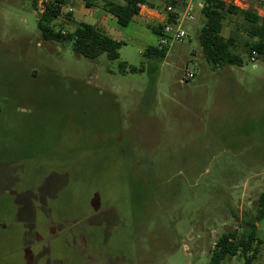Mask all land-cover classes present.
Returning a JSON list of instances; mask_svg holds the SVG:
<instances>
[{
	"label": "rangeland",
	"instance_id": "374dc122",
	"mask_svg": "<svg viewBox=\"0 0 264 264\" xmlns=\"http://www.w3.org/2000/svg\"><path fill=\"white\" fill-rule=\"evenodd\" d=\"M187 1L189 36L160 60L145 54L158 36L142 20L102 28L122 41L118 58H88L43 37V0H0V264H210L221 234L254 217L264 56L230 14L223 35L243 62L214 70L204 0ZM226 1L264 17V0ZM85 7L70 0L55 26H98Z\"/></svg>",
	"mask_w": 264,
	"mask_h": 264
},
{
	"label": "trees",
	"instance_id": "16d2710c",
	"mask_svg": "<svg viewBox=\"0 0 264 264\" xmlns=\"http://www.w3.org/2000/svg\"><path fill=\"white\" fill-rule=\"evenodd\" d=\"M37 7L38 0H32ZM70 0H43L44 10L39 14L38 28L46 40L55 42L72 41V49L85 57L95 58L106 53L110 59L119 57L118 49L121 40L108 35L100 26L87 22H80L74 31L65 32L57 28L54 21L63 14L64 6ZM86 7H99L104 12L114 15L122 26H128L137 15L141 7L149 4L150 0H83ZM167 4L178 6L180 0H165ZM166 4V6H167ZM166 6L163 7L164 11ZM202 13L206 18L205 25L199 33L203 53L211 63L212 68L218 69L226 65H241L243 59L235 49L236 38L232 35H223L224 22L230 14H240L248 22L246 27L249 39L246 42L250 54L264 56V17L250 9H243L226 0H204ZM174 13H167V22L174 19ZM149 25V28L160 37L163 34L164 24ZM168 47L151 44L145 54L150 58L162 60ZM121 70H126L125 62L120 63ZM136 71L137 68H130ZM244 228L241 233L238 228L221 234L212 250L210 264H218L221 260L230 261L233 257H243L242 264H253L260 254L264 241L258 236L259 224L264 221V189L259 194L254 217L242 218Z\"/></svg>",
	"mask_w": 264,
	"mask_h": 264
},
{
	"label": "crops",
	"instance_id": "0c3cea01",
	"mask_svg": "<svg viewBox=\"0 0 264 264\" xmlns=\"http://www.w3.org/2000/svg\"><path fill=\"white\" fill-rule=\"evenodd\" d=\"M150 1L155 6H158V8H155L154 6H151L149 4L143 5L141 7L139 15H137L133 21H139V20L141 21L142 20L145 23H147L148 26L165 23L167 20V13L163 10L164 8H162L160 6V3L162 2V0H150ZM180 3L186 4V3H188V1L187 0H181ZM180 6H177V9ZM85 8L88 10L87 14H91V15H94L96 17V20L98 21V26H100L103 29L110 26V24H117L118 23L117 18L114 15H111L109 13L104 12L99 7H85ZM81 10L84 11L83 9H81ZM73 14H74V12L72 13V16L74 17ZM79 15H80L79 17H81L82 12L79 13ZM89 17H91V16L89 15ZM81 22H86V21L83 20ZM87 23H89V22H87ZM95 23H97V22H92V23L90 22V24L97 25ZM113 38L117 39L116 37H113ZM117 40H119V39H117ZM260 230H261L260 233L264 234V224H262V222L259 224V231ZM259 231H258V236L261 238ZM263 246H264V244L261 246L260 253L261 252L264 253V249L262 248ZM238 264H240V263H238Z\"/></svg>",
	"mask_w": 264,
	"mask_h": 264
},
{
	"label": "built area",
	"instance_id": "2783aa9c",
	"mask_svg": "<svg viewBox=\"0 0 264 264\" xmlns=\"http://www.w3.org/2000/svg\"><path fill=\"white\" fill-rule=\"evenodd\" d=\"M181 2V0H180ZM181 3L178 4L180 6ZM65 7V6H64ZM44 10L41 9L40 12ZM166 13H174V19L171 22H167L164 24L163 28V34L158 37L157 40V45L159 46H166L170 47L174 41L176 40H183L187 38L189 35L187 31L183 28V24L185 20H194L196 17L193 12V8L190 3H187L185 8L182 9H177L173 4H167ZM254 60V57H252ZM194 73L192 71L187 70L185 74V79H189L193 77ZM218 264H230L228 261L221 260Z\"/></svg>",
	"mask_w": 264,
	"mask_h": 264
}]
</instances>
